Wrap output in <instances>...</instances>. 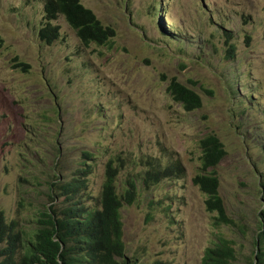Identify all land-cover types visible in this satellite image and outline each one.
Masks as SVG:
<instances>
[{
	"label": "rangeland",
	"instance_id": "rangeland-1",
	"mask_svg": "<svg viewBox=\"0 0 264 264\" xmlns=\"http://www.w3.org/2000/svg\"><path fill=\"white\" fill-rule=\"evenodd\" d=\"M45 2L0 0V211L7 220L31 240L44 228L39 216L56 204L46 182L58 153L63 167L91 154L93 195L110 159H124L118 188L149 159L178 161L184 178L138 184L136 202L121 209L127 259L201 264L224 237L236 252L231 264H251L264 209V0H80L114 30L109 44L88 47L62 17L51 23L60 39L40 40ZM172 79L196 92L202 107L189 112L175 103ZM210 134L225 150L215 171L233 227L215 226L192 183L201 168L198 142Z\"/></svg>",
	"mask_w": 264,
	"mask_h": 264
},
{
	"label": "trees",
	"instance_id": "trees-1",
	"mask_svg": "<svg viewBox=\"0 0 264 264\" xmlns=\"http://www.w3.org/2000/svg\"><path fill=\"white\" fill-rule=\"evenodd\" d=\"M160 11V7L156 6ZM45 22L39 31V38L46 45H52L60 39L58 28L52 25V21L62 17L68 26L74 31L76 37L84 47L90 44L98 46L111 42L114 30L106 27L96 19L94 14L85 8L80 0H46L44 6ZM231 39L229 33L225 44ZM234 47L229 45L227 59L234 58ZM167 93L175 103L180 104L186 111H194L202 107L200 96L192 89L188 88L172 79L167 87ZM210 93V92H209ZM198 146L201 150L200 173H197L192 183L200 189L207 197L205 201L206 211L214 213L215 226L225 225L233 227L234 221L226 212L225 205L219 195V179L216 174V167L225 156V150L219 138L210 134L200 139ZM59 162H56V175L46 182L49 191L51 184L60 179L57 174ZM209 169H211L209 171ZM185 176L184 168L178 161H167L165 165L156 159L144 173L128 178L126 186L121 190L116 186L117 169L108 162L105 168L104 182L101 193L102 212L86 208L84 205L70 203V198L63 202L62 219L57 218V212L45 213L41 215L39 223L44 225L43 229H35L34 237L28 242V252L19 263L6 259L0 264H129L125 260L124 246L122 243V223L120 221V210L127 204L132 205L138 196L137 181H140L147 188L152 184H158L164 179L181 178ZM63 195L68 196L77 187L71 183H63ZM260 186L264 194V177L260 180ZM55 185H52V191ZM55 193V192H54ZM49 192V197L52 199ZM61 197V196H58ZM57 197V198H58ZM264 197V195H263ZM264 208V206H263ZM259 233L255 239L254 258L251 264H264V209L261 213ZM0 218H2L0 216ZM2 227L0 225V231ZM1 239V232H0ZM64 248L72 247L71 251L59 254L61 245ZM236 257L232 241L224 237H218L211 243L202 257L201 264H231ZM116 258H123L122 262H117ZM153 264H162L155 262Z\"/></svg>",
	"mask_w": 264,
	"mask_h": 264
},
{
	"label": "clouds",
	"instance_id": "clouds-1",
	"mask_svg": "<svg viewBox=\"0 0 264 264\" xmlns=\"http://www.w3.org/2000/svg\"><path fill=\"white\" fill-rule=\"evenodd\" d=\"M47 46H51V45H47ZM60 158L61 157H60L59 153L56 154V162H59ZM90 160H92L91 154L86 152V151H83L81 153L80 160L77 161V162H72L73 164L71 166L63 167L62 164L59 163L57 174L60 175V179L58 181H56V183H61V184H57V186L55 184H51V187H50V189L48 191L51 194H53L52 195V199H51V204L56 202V204L54 206L55 209L52 210V212H55V214L57 212L56 215H57L58 219H62L63 218V216H62V211H63V208H64L63 202L67 201L68 198H70L71 201H67V202L77 203L79 205L80 204L84 205L86 208H90V209L96 211L97 213L102 212L101 193H102V187H103V182H104L105 168H106V165L108 164V162H110V161H112L113 167L115 169H117L116 186L118 185L117 184L118 183V178L120 176V171H121L119 167H120V164H122L123 161H124V159L119 158V157L114 158V159H110L105 164V166L103 168L104 173H103V177H102V182H101L98 194L97 195L89 194L87 192V184H91L90 180H89V176H92V175L95 174V166H91V165H89L87 163ZM152 162H153V159L147 160V162L143 166V172H139L138 174L144 173L147 170V167H149ZM158 162L160 163V161H158ZM73 165H76V166H73ZM59 170H62V171L59 172ZM182 178H184V176L181 177V178H175V179H182ZM127 179L128 178H126L121 183V188L123 186H126ZM63 183H71L72 185H75L77 187V189L73 193L69 194L68 196L63 195L62 189L60 188L61 186L64 185ZM138 184H142V183L140 181H137V184H136L137 191H138V196H139ZM52 185H55L54 188H56V191H52ZM155 185L156 184H152L151 186H155ZM143 186L146 187L144 184H143ZM121 188H118V189L121 190ZM58 196H61V197H58ZM138 196H137V198H138ZM137 198H136V200H137ZM136 200H135V202H136ZM126 205L127 204H125L124 206H126ZM127 206H130V205H127ZM52 212H50V213H52ZM45 213L46 212H42L40 214L39 218H41V215L45 214ZM47 213H49V212H47ZM211 214H214V213H211ZM0 216L2 217V218H0V225L2 227V229L0 231L1 232V239H0V263L3 262L6 259H11L13 262L19 263L27 255L28 242L31 239H28L26 237L27 232H25L19 226V223H18L17 220L8 221L6 216H5V213L3 211H0ZM120 221H121V215H120ZM121 223H122V221H121ZM122 243H123L124 252H125V245H124V242H123V224H122ZM60 245H61V249L59 250V254L62 253V251L63 252H68V251L72 250V247L64 248L63 244H60ZM124 258H125V260H128L127 257H126V254L124 255ZM118 259H122L123 260V258H116L117 262H119ZM201 261H202V259H201ZM160 263H162V262H160ZM129 264H135V263H134V261H129Z\"/></svg>",
	"mask_w": 264,
	"mask_h": 264
}]
</instances>
